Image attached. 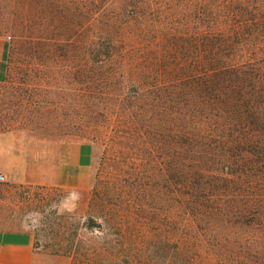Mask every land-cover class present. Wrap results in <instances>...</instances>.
<instances>
[{"label": "rangeland", "instance_id": "1", "mask_svg": "<svg viewBox=\"0 0 264 264\" xmlns=\"http://www.w3.org/2000/svg\"><path fill=\"white\" fill-rule=\"evenodd\" d=\"M67 1L0 0V229L28 230L46 264H264V229L222 219L217 198L203 201L207 231L180 228L193 219L179 181L190 165L224 159L205 136L210 123L219 130L218 104L201 87L207 0H149L155 20L125 26L98 22L90 0ZM65 11L73 22L57 24ZM79 141L90 152L85 187L26 178L43 150Z\"/></svg>", "mask_w": 264, "mask_h": 264}, {"label": "trees", "instance_id": "2", "mask_svg": "<svg viewBox=\"0 0 264 264\" xmlns=\"http://www.w3.org/2000/svg\"><path fill=\"white\" fill-rule=\"evenodd\" d=\"M20 1L25 0H16ZM90 1L92 14L104 25H142L155 20L154 14L148 12L149 0ZM207 2L205 45L209 59L201 87L205 96L218 104L215 116L219 118V130L211 128L210 123L205 136L218 139L224 159L221 167L214 169L203 170L190 165L186 178L179 181L178 204H184L185 213L193 219L181 223L180 228L189 229L191 225L207 231L203 201L217 198L221 207L216 206V211L222 219L233 217L247 231L264 229V0ZM106 8L112 11L103 15ZM85 13L82 10L75 21L81 23L86 18ZM71 22L73 18L67 12L57 19L59 25ZM217 51L222 58L218 64L214 58ZM108 55L106 48L98 49L96 63L102 65ZM196 81L192 80L198 88ZM192 138L193 141L199 139L195 134ZM176 174L182 176V169L176 170ZM222 204L227 211H221ZM177 238L182 242L181 239L194 237L179 233ZM174 243L175 249H180L178 242ZM183 261L187 262V258Z\"/></svg>", "mask_w": 264, "mask_h": 264}, {"label": "crops", "instance_id": "3", "mask_svg": "<svg viewBox=\"0 0 264 264\" xmlns=\"http://www.w3.org/2000/svg\"><path fill=\"white\" fill-rule=\"evenodd\" d=\"M5 41L0 36V76L5 58ZM90 152L84 142H57L46 152L42 161L27 163L26 178L42 185L70 190L81 189L87 184ZM31 167L36 171L29 173ZM1 169V168H0ZM4 169V168H2ZM48 257L33 247V237L26 229H0V264H46Z\"/></svg>", "mask_w": 264, "mask_h": 264}, {"label": "built area", "instance_id": "4", "mask_svg": "<svg viewBox=\"0 0 264 264\" xmlns=\"http://www.w3.org/2000/svg\"><path fill=\"white\" fill-rule=\"evenodd\" d=\"M1 180H3V176H2L1 173H0V181H1Z\"/></svg>", "mask_w": 264, "mask_h": 264}]
</instances>
